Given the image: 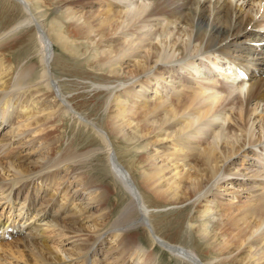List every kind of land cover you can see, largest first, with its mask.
Instances as JSON below:
<instances>
[{
  "label": "bare ground",
  "instance_id": "1",
  "mask_svg": "<svg viewBox=\"0 0 264 264\" xmlns=\"http://www.w3.org/2000/svg\"><path fill=\"white\" fill-rule=\"evenodd\" d=\"M48 1L54 2L55 13L74 21L64 25L52 19L48 28L46 11L37 10ZM82 1L11 0L21 14L0 29V151L11 142L19 148L15 159L8 154L9 161L2 164L0 194L10 207L20 202L17 215L27 202L28 215L35 211L44 221L51 197L32 211L35 197L57 179L79 206L60 221H47L57 236L74 239L72 251H60L64 256L39 239L41 226L30 223L23 233L0 218L5 230L12 227L7 235L14 240L2 237L0 261L18 257L25 264H71L64 258L83 252L77 264H94L100 249L106 250L102 244L110 241L103 258L113 253L114 264H158L160 250L178 264H264V169L242 166L248 159L245 146L264 143V19H257L264 14V0H92L104 5L102 11L77 15L75 7ZM31 31L38 64L16 72L5 52L27 41ZM54 45L81 53L89 68L98 71L93 75L99 81H90L94 94L103 95L97 118L79 111L72 96H63V88L57 92L51 69ZM220 58L237 62L247 73L235 89L234 83L226 89L215 80ZM30 84L33 88L24 90ZM253 114L258 126L250 121ZM65 119L92 130L99 146L61 148L59 129ZM111 138L128 153L129 170ZM97 147L113 182L129 197L114 219L106 175L91 166ZM88 155L91 159L84 161ZM30 176H37L36 183L29 181L31 187L23 182ZM95 206V212L86 214ZM148 206L162 211L149 215ZM89 220L93 233L106 226L97 238L93 233L82 237L90 227L78 222ZM137 237L145 238L148 250Z\"/></svg>",
  "mask_w": 264,
  "mask_h": 264
},
{
  "label": "rangeland",
  "instance_id": "2",
  "mask_svg": "<svg viewBox=\"0 0 264 264\" xmlns=\"http://www.w3.org/2000/svg\"><path fill=\"white\" fill-rule=\"evenodd\" d=\"M82 2L83 3H81V4L79 3V5H77L75 7V9L78 10L77 15L80 12L86 13V11H89V10H90L89 11L90 13L92 11L99 12V11H102V9L104 8V5H101L100 1L99 2H97V1L92 2V0H83ZM11 4H12L11 0L9 2H7L6 0H0V29L5 28L9 24L10 21L13 22L21 14V13H18L19 8L14 6V5H11ZM253 7L255 8L256 6L254 5ZM253 7H252V9H253ZM37 10H40L41 11L40 13H42V14L44 13V11H46L45 19H47V20H45V23L48 26V28L50 26L48 24L50 21H52V19H55V20L59 19L64 25H68V23H71L72 21H74V18L72 20V17L69 19L63 18L61 15L55 13L54 12L55 11L54 2L48 1L45 4H42V6L39 7ZM14 13H16V14H14ZM82 13H80V15ZM25 38L27 41L18 43V45L14 47L15 49H13L12 51H6L5 52V55L10 56L11 57L10 59L13 60L16 72L19 69H22L24 66H28V64H32V65H33V63L36 65L38 64L37 63L38 62L37 61V57H38V55H37V53H38L37 39H36V37H34L32 35V31L28 35H26ZM154 42L158 43L156 40H154ZM54 48H55V51H54L55 54L53 56V61H51L52 62L51 63V69H53L54 73L56 74L55 75L56 81L54 80L55 82L54 81H52V82H53L55 88L58 90L57 92L60 95V90L63 88V96L64 97L72 96L73 97L72 100L74 102V105L76 104L79 111L81 110L84 113H90V114L93 113L92 115L95 116V114L99 113L102 110L101 98L103 95L102 94H100V95L94 94V91H93L92 85H91L92 83L90 81L91 80L96 81V82L99 81V79L93 75V74H95L97 76L98 71L97 70L92 71V69L89 68L90 66H88V62L85 61L83 55H80L81 54L80 51H79L80 54H78V53L76 54L73 51H71V49L65 50V51L63 50V52H62V49H60V47L54 45ZM71 48H73V47L71 46ZM77 49L80 50V48H77ZM82 57H83V59H82ZM198 57H200V56H198ZM200 58H203V57H200ZM200 58H198L196 61L199 62ZM203 59L206 61L205 63L210 64L212 58L209 59V58H206L204 56ZM212 61H213V59H212ZM172 68H174V69L176 68L175 71L180 73L181 76L186 75V76L190 77L189 79L192 80L191 75H189L188 73H185L184 71L182 72V70H178L177 69L178 67L176 65H172ZM35 69H36V71H38L37 68H35ZM87 70L90 71V73ZM124 70L126 71L128 69L124 67ZM250 73H252V72H250ZM192 81H194V80H192ZM246 83H248V82H246ZM240 84H241L240 82L234 83L233 84L234 89L236 86H239ZM59 85H62V87ZM24 86H25V87H23L24 90L33 88V87H31V84H30V86L29 85H24ZM219 87H225L226 89H228L227 87H231V85L226 84V83H222V85ZM233 87H232V89H233ZM36 94H39V92ZM123 97H126V96L123 95ZM98 99H100V100H98ZM66 103H65V105L70 107L71 104L68 102H66ZM250 107H253V104H251ZM230 108L231 107H229L230 111L234 110V109H230ZM261 108H262V105L260 104L256 108L255 112L260 111ZM34 111H38V110L34 109ZM72 112L76 113V111H74V110ZM254 116L256 117L255 114L251 115L250 121H252V120L254 121ZM95 117L97 118V116H95ZM257 123H258V125L260 123L258 121V119L254 121V124L257 125ZM61 126H63L62 128L59 129V132L62 135L61 148H64L65 145H67V146L71 145V147H73L74 149L83 150V149L89 148L90 146H93V147L99 146L100 139L98 141V138L95 137L96 135L94 134V132H92V130H90V129H87V128H84L81 126L78 128V125L75 123V120L70 119V121H69L68 119H65V123ZM255 132L258 133V127L256 128ZM55 133L57 134L58 132H55ZM262 135H263V132H262ZM21 136H23V135H21ZM15 139H17V141H21V137L20 138L16 137ZM63 139H64V142H63ZM111 140H112V143L114 145V149H116L117 155L119 156L120 160H122V162L124 163L126 168H128V170H129V163L127 161L128 157H129L127 155L128 153H126L125 149H123V145L116 143L113 138H111ZM165 141L166 140H164L163 142H165ZM263 144L257 145L258 147L255 145L245 146L244 149L248 151V154H247L248 159L244 160V165H242L243 167L249 166V167H252L253 169L254 168L264 169V162L261 161L263 159L262 153H264V145ZM15 147H16V145H14L11 142V144H9V146H8V149L6 148L5 150L0 151V174H2V168H3L2 164H5L6 162L9 161L8 154H12V155H10V158H12V159H15V156L19 155V152L17 151V150H19V148L16 149ZM97 149H98V151H97L98 156L96 159H91L88 155V156H85L84 161L91 159V166L93 168H96L94 170H97L101 175H106V177L104 178V181H105L104 183L107 184V187H109V192L111 193V196L108 199L109 203L107 205H111L112 210L114 209L113 216H112V219H114L117 216L115 214L120 212L121 209L125 206V204L128 203L129 197H128V194L126 193L127 192L126 190H124L123 188L120 189L119 185L117 186L116 183L113 182V180H112L113 176H111L110 169L108 167V162L105 159V154L101 151L100 148L97 147ZM4 151H5V153H4ZM103 163L106 165L105 167H103V165H102ZM259 163L260 164L262 163L263 166H261ZM104 168H107L109 172L104 171ZM94 170H90V171L93 172ZM79 172H80V170L77 173H79ZM36 177L37 176L27 177V179H25L23 182H24V184L28 183V186L30 185L29 187H31L32 184H29V181L36 183ZM6 179L12 180V176L7 177ZM64 186L65 185L60 184V181L55 179L54 181H52L50 186L46 189V191H44L42 193V195L40 197H37V196L35 197V203H34L35 207L32 209V211L36 208L37 205H39V202L45 196L51 197L50 199L52 202L47 209V213L45 214L46 215L45 216L46 221L44 220L45 222H47V221L49 222V220L60 221L65 214L69 213L70 211H73L75 208L79 209V206L77 207L76 202H75L76 199H72L71 196H68ZM72 187H73V184H71L69 186L70 191H71ZM52 190H56V192H54L53 195H51ZM29 191H30V189H28V192ZM149 195H151V194L149 193ZM30 197H31V195H30ZM221 198L223 199V203H224L227 196L224 195V193H223V194H221ZM216 199L219 200L220 197H218V195H217V197H215V200ZM61 200L65 201V203L60 204ZM3 201L6 202L5 194H0V202H3ZM15 202L18 203L17 200ZM4 205H5V203H4ZM213 205H215V204L213 203ZM24 207H25V205H24ZM93 209L88 210L86 212V214H88L90 212H95L97 210V206H95ZM148 209L150 210L149 215L152 214V212L156 213V212L162 211L161 208L158 209V208H156V206H148ZM216 209H217V206H216ZM30 214H31V218H33L32 220H35L36 219L35 217L40 216L39 219H36V221H39L38 224H35V226H41V229H43L42 232L39 233V235L42 234L43 238L41 237L39 239H42V240L44 239V242L46 244H48L50 247H52V246L55 247L56 250H53V247H52V250L54 252L63 255L62 253H60L61 250H66L68 252L73 250L74 246H71L70 244L74 243L73 242L74 239H71V238L66 237V236H62V237L57 236L56 228H54L53 226H48V222L45 223L44 221H40L43 219V216H41L40 214L34 215V213H30ZM42 214H43V211H42ZM114 215H115V217H114ZM169 216L172 218L171 215H169ZM151 218L152 217H149V220L154 222V220ZM155 220L158 221V218H155ZM78 224L82 225L83 227H90L89 229H87L85 231V233L82 237H84L88 234H90V236H91V233H93V231L96 230V228L94 227V224L91 220H89V222L87 221V223L84 222V224H86V225H84L83 222H78ZM98 228H99V231H97L96 233L99 234V233L104 232L106 226L103 228L98 226ZM101 229H102V232H101ZM31 231H32V233L35 232L34 229L30 230L28 232H31ZM140 231H141V229L138 230V232H140ZM96 233H93L92 236L97 235ZM27 234H29V233H27ZM26 236L27 235H25L24 237H26ZM82 237H80V238H82ZM137 240L140 243H142V246H144V249H146V248H147L146 250L149 249V245L145 241L144 237L143 238L137 237ZM13 241L14 240L7 241V242H13ZM7 242H4V243H7ZM4 243H2V244H4ZM92 244L93 243H91V245ZM98 245H100V244H97L96 246H98ZM102 245H103L104 249L106 248L105 251H107L108 247L110 245V241H106V243L104 242ZM105 251L103 249H100V252L98 253L99 256L97 255L98 261L94 262V264H96V263L97 264H114V262L112 260V255H114V254L113 253L107 254L103 258ZM22 252H24V250L21 251V253ZM82 253L79 255H76V256H72L70 258L65 257L64 262L65 263L71 262V264H77L80 261V257L82 256ZM0 264H25V262L18 259V257H14V258L8 260V262L6 261V263H3L0 261ZM91 264H93V262ZM122 264H139V262L128 260ZM158 264H178V262L176 261L175 257L171 256L166 250H160V252L158 253Z\"/></svg>",
  "mask_w": 264,
  "mask_h": 264
}]
</instances>
